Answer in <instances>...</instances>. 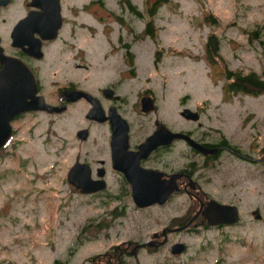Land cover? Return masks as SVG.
Masks as SVG:
<instances>
[{
	"label": "flooded vegetation",
	"instance_id": "1",
	"mask_svg": "<svg viewBox=\"0 0 264 264\" xmlns=\"http://www.w3.org/2000/svg\"><path fill=\"white\" fill-rule=\"evenodd\" d=\"M70 1L0 0V24H9L0 31V70L6 61L24 64L36 79L38 94L60 109V113H19L11 123L37 112L61 116L75 106H85L84 124L72 137L71 146L78 150L71 166L85 164L88 186L97 189L73 188L86 205L100 212L82 222L76 245L121 237L134 226L132 211L159 210L153 218L155 228L144 233L134 229L146 238H125L92 256L89 264H195L208 250L196 239L232 226L208 222L204 214L210 203L237 207L239 217L233 225L238 224L242 186L256 179L257 165L264 164V156L259 157L252 145L243 148L231 142L222 128L204 126L202 107L191 109L199 120H185L192 126L179 128L177 113L163 117L149 87L141 85L135 90V101L128 106L127 90L133 81L140 82L138 50L146 33L145 23L142 29L136 25L139 11L127 0H118L117 12L104 0H88L80 6L74 1L67 4ZM82 16L89 20H81ZM57 20L55 39H47L51 31L44 38L34 32L50 29ZM52 52H56V61L45 62ZM46 70L51 71L47 77L43 76ZM48 77L57 79L48 81ZM80 91L86 95L71 100L72 93ZM92 109L105 120L88 117ZM163 133L186 137L163 142L167 138ZM16 134L13 128V137ZM88 145L91 157L90 150L82 151ZM150 198L156 201L146 207L137 205ZM196 244L200 246L191 252Z\"/></svg>",
	"mask_w": 264,
	"mask_h": 264
},
{
	"label": "rangeland",
	"instance_id": "2",
	"mask_svg": "<svg viewBox=\"0 0 264 264\" xmlns=\"http://www.w3.org/2000/svg\"><path fill=\"white\" fill-rule=\"evenodd\" d=\"M71 1L79 6L88 2ZM104 1L115 12L119 10L118 0ZM130 2L142 12L136 25L142 29L151 20L149 30L155 34L143 35L137 60L140 82L129 86L128 106L135 101V90L149 87L163 117L177 113L179 128L192 126L180 116L182 105L202 107L204 126L220 127L231 142L243 148L252 145L259 157L264 156V95L231 94L224 87L227 71L259 74L264 67V0ZM145 5L155 10L153 18L147 16ZM81 20L89 19L82 16ZM5 27L9 24H0V31ZM209 35L218 41L215 55L214 48L207 47ZM55 54L49 53L45 62L56 61ZM46 72L45 77L51 73ZM84 109L78 105L57 117L34 113L12 123L17 134L0 150V264H52L55 260L89 264L92 256L125 238H146L134 229L144 233L155 228L153 218L159 210L132 211L134 226L123 236L76 245L82 222L100 212L86 205L66 179L78 150L71 146L72 137L84 124ZM90 148L82 151L90 150L91 157ZM242 197L238 224L196 239L208 250L195 264H264V164L257 165L256 179L242 186ZM256 208L259 220L251 215ZM199 246L193 245L191 252Z\"/></svg>",
	"mask_w": 264,
	"mask_h": 264
},
{
	"label": "water",
	"instance_id": "3",
	"mask_svg": "<svg viewBox=\"0 0 264 264\" xmlns=\"http://www.w3.org/2000/svg\"><path fill=\"white\" fill-rule=\"evenodd\" d=\"M56 5V10H58V3ZM31 17L34 18L33 16ZM59 25V20H57V24L50 29L41 30L36 28L34 32H38L42 37H45L46 31H48V33L51 31V35L49 36L47 34L46 37L54 38L57 35ZM7 78H9L8 81H6ZM36 92L37 85L32 72L22 63H18V61H6L3 70L0 71V149L4 147L12 134L9 121L13 116L28 110L54 111L55 108L46 104L41 96H35ZM72 94L71 100H77L83 95H86L83 92H77V94H74L73 92ZM90 113L93 116L88 114V117L92 119H97L99 121L105 120L104 117L98 118L95 109H92ZM181 114L185 118L196 119L197 117V115L190 112L189 109H185ZM163 134L167 137L163 142L166 140L170 141L175 137H186V135L181 133H171V135L170 133H168L169 135L166 133ZM67 179L75 187H80L83 192H91L97 189L88 186L90 178L86 165H74L68 172ZM155 201L154 198H150L145 201H138L137 205L140 207H146ZM253 214L255 219L260 218L259 211H254ZM204 215L210 224H232L237 220V209L233 206L212 202Z\"/></svg>",
	"mask_w": 264,
	"mask_h": 264
},
{
	"label": "trees",
	"instance_id": "4",
	"mask_svg": "<svg viewBox=\"0 0 264 264\" xmlns=\"http://www.w3.org/2000/svg\"><path fill=\"white\" fill-rule=\"evenodd\" d=\"M207 47H213V54H217L218 41L215 39V36H208ZM225 79L227 81L225 90L228 93H242L252 96L264 95V67L259 74L255 72L242 73L240 71H227L225 73ZM53 264L61 263L55 260Z\"/></svg>",
	"mask_w": 264,
	"mask_h": 264
},
{
	"label": "bare ground",
	"instance_id": "5",
	"mask_svg": "<svg viewBox=\"0 0 264 264\" xmlns=\"http://www.w3.org/2000/svg\"><path fill=\"white\" fill-rule=\"evenodd\" d=\"M71 95V94H70Z\"/></svg>",
	"mask_w": 264,
	"mask_h": 264
}]
</instances>
